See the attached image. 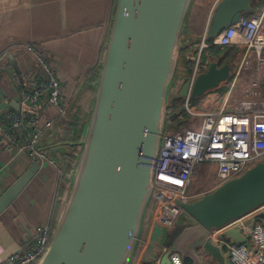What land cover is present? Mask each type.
I'll return each mask as SVG.
<instances>
[{
    "label": "water",
    "instance_id": "water-1",
    "mask_svg": "<svg viewBox=\"0 0 264 264\" xmlns=\"http://www.w3.org/2000/svg\"><path fill=\"white\" fill-rule=\"evenodd\" d=\"M194 0H115L93 106L62 214L38 264H133L144 218L154 195V167L168 125L169 100L181 37ZM261 0H222L207 30L215 39L254 12ZM64 14V9H63ZM14 63V62H13ZM231 65L210 64L196 78L193 100L232 79ZM187 81L179 97L187 96ZM19 110V106L18 109ZM228 107V112H232ZM68 146V145H66ZM65 145L49 150L65 152ZM40 170L36 160L0 195V217ZM181 208L171 228L160 229L167 249L191 264H229L210 236L264 205V162ZM259 219L264 220V215ZM224 236L245 243L241 226ZM204 254V255H203Z\"/></svg>",
    "mask_w": 264,
    "mask_h": 264
},
{
    "label": "built area",
    "instance_id": "built-area-1",
    "mask_svg": "<svg viewBox=\"0 0 264 264\" xmlns=\"http://www.w3.org/2000/svg\"><path fill=\"white\" fill-rule=\"evenodd\" d=\"M221 1L210 0L208 26ZM208 26L200 43L195 45L194 67L187 80L190 86L183 98V113L178 116L184 125L174 132L166 131L154 167L152 201L157 208V227L171 229L180 220L181 208L168 196L183 203L196 199L198 196L191 193V187L202 170L212 175L218 188L264 162V99H259L258 92L254 93L256 100L231 101L230 96L222 97L219 91H212L202 97L201 105H196L191 97L196 78L209 67V62L202 60L209 47ZM213 43L222 49H241L245 54L243 64L251 63L253 56L257 63L264 64V7L224 29ZM27 49L42 67L43 77L38 78V73H33L28 83L17 82L21 97L19 110L0 112V152L17 150L36 160L39 166L50 164L61 171L50 155L53 141L47 143L44 138L46 135L54 137L56 123L65 117L69 108L62 101V87L51 66L31 47ZM183 85L181 82L174 88L175 94H179ZM230 106L232 112H228ZM261 210L264 205L255 211ZM241 219L213 229L212 241L223 247L229 264H264V225L256 224L244 230L239 225ZM237 225L242 227L246 237L243 244L224 236V231ZM52 233L48 226H36L26 250L11 254L4 264H38L48 249ZM150 242L153 240L146 239L143 245ZM168 255L171 264H186L180 254L170 252Z\"/></svg>",
    "mask_w": 264,
    "mask_h": 264
},
{
    "label": "crops",
    "instance_id": "crops-1",
    "mask_svg": "<svg viewBox=\"0 0 264 264\" xmlns=\"http://www.w3.org/2000/svg\"><path fill=\"white\" fill-rule=\"evenodd\" d=\"M261 2V7L251 15L264 7V0ZM206 3L209 4L210 0L193 1V10L190 9L181 37L185 56H189L195 45L200 43L208 26V14L204 20H195L197 7ZM113 5L114 0H0V112H14L18 111V106L20 108L17 82L28 83L33 73H38V78L43 77L42 67L27 49L31 47L53 69L62 87V101L69 109L80 106L89 120L98 81V78L92 80L91 74L94 70L100 72L113 18ZM197 23L199 29L196 28ZM232 68V79L224 85L223 91L217 93L222 97L230 96L231 101H242L255 99L254 93L258 92L259 99L263 100L264 64L240 62ZM12 73L19 74L20 78L14 80ZM59 122L53 130L54 137L46 135L44 141L55 144L60 131ZM64 148L65 152L71 150V155L77 160L79 152L74 147ZM54 153L58 155L61 152ZM53 156L57 159L56 155ZM31 163L26 154L17 150L0 152V181H3L0 195ZM76 163L71 164L72 172L66 179L61 166L59 171L53 165L41 164L35 178L0 217V264H4L11 254L26 250L36 226L52 229L55 203L59 201L62 207L56 217L58 222ZM60 187L65 189V194L58 199ZM156 212V205L151 201L133 264H160L166 259L163 231L155 223ZM260 215H264V210L253 211L242 217L239 225L244 230L256 224L264 225V220L258 218ZM146 239L153 240V243L143 245Z\"/></svg>",
    "mask_w": 264,
    "mask_h": 264
},
{
    "label": "trees",
    "instance_id": "trees-1",
    "mask_svg": "<svg viewBox=\"0 0 264 264\" xmlns=\"http://www.w3.org/2000/svg\"><path fill=\"white\" fill-rule=\"evenodd\" d=\"M263 2H257L254 4V10H258L259 7ZM114 6H115V0L113 5V13H114ZM209 47L206 50V52L202 56V60L204 62L208 61L209 66L213 62H217L220 66L229 64L233 65V62L235 61L237 54L239 52V49L236 47H228L225 49H222L221 47L215 45L213 43V40H208ZM182 45V44H181ZM185 50L181 48L180 53V59L179 64L177 68V72L175 75L174 83H173V94L170 96L169 100V118L173 120V125L167 126V131L170 129H180L184 122H180L178 120V116H180L183 113L182 104H183V98L179 97V94H175L174 88L178 86L181 82L185 83L188 78L190 77L193 67H194V57L196 56L197 51L194 49L193 52L189 56L184 55ZM99 76V71L94 70L92 71L91 77L92 80H96ZM12 78L14 80L20 78V75L17 73H12ZM219 91H223L220 89ZM177 124L176 127L174 125ZM88 124V118L86 116V112L80 107V106H73L68 111L65 117H63L59 122V135L57 139L55 140V144L57 145H68L66 146L72 148L74 147L77 152L80 151L79 141L81 140V137L83 135V132L85 130L86 125ZM71 151V150H70ZM70 151L65 153H58L55 154L53 150H50V155H56L55 157L58 159H55L57 162L60 163V166L62 167V174L63 178L66 179L67 176L72 172L71 164H73L76 161V158L71 155ZM54 157V156H53ZM65 194V189L63 187H60L58 190V199L63 198ZM61 203L58 201L55 203L54 208V214H53V220H52V230L55 229L56 226V217L60 213L61 210ZM187 264H191L189 261H186Z\"/></svg>",
    "mask_w": 264,
    "mask_h": 264
},
{
    "label": "rangeland",
    "instance_id": "rangeland-1",
    "mask_svg": "<svg viewBox=\"0 0 264 264\" xmlns=\"http://www.w3.org/2000/svg\"><path fill=\"white\" fill-rule=\"evenodd\" d=\"M193 6H191L192 10H193ZM208 7H209V4H207V3L204 4L203 6L197 7L198 10L196 11L197 12L196 19H195L196 22L198 21L197 19L204 20L206 18L207 14H208V10H209ZM199 26H200L199 23H197L196 28L199 29ZM237 49H239V48H237ZM244 56H245L244 52H242L241 49H239L237 57H236L235 61L233 62V66H235V64H238V63L242 62L243 59H244ZM250 61L251 62L255 61V57L253 56L250 59ZM228 82L222 84L219 89H216V90H213V91H219L220 89H224V85H227ZM210 92H212V91H210ZM172 94H173V90L171 92V95ZM201 101H202V97L197 99V100H194V103L196 105H201ZM177 124L178 123H176L174 125V127H176ZM169 131L170 132H174V131H177V129H170ZM2 183H3V181H0V186L2 185ZM215 189H216V187H215L214 179L212 178V175H208L204 170H202L201 172H199L197 174V177H196V179H195V181H194V183H193V185L191 187V193L197 195L198 197H200V196L202 197L205 194L213 192Z\"/></svg>",
    "mask_w": 264,
    "mask_h": 264
},
{
    "label": "bare ground",
    "instance_id": "bare-ground-1",
    "mask_svg": "<svg viewBox=\"0 0 264 264\" xmlns=\"http://www.w3.org/2000/svg\"><path fill=\"white\" fill-rule=\"evenodd\" d=\"M208 40H209V39H208ZM212 40H214V39H212ZM229 81H230V80H229ZM209 92H210V91H209ZM209 92H208V93H209ZM184 262H185V261H184ZM185 263H186V262H185ZM186 264H187V263H186Z\"/></svg>",
    "mask_w": 264,
    "mask_h": 264
}]
</instances>
